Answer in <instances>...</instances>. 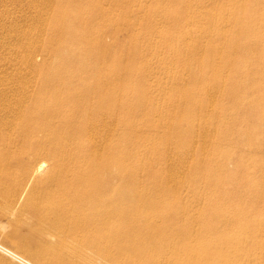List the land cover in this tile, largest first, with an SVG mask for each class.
Masks as SVG:
<instances>
[{
    "label": "bare ground",
    "instance_id": "6f19581e",
    "mask_svg": "<svg viewBox=\"0 0 264 264\" xmlns=\"http://www.w3.org/2000/svg\"><path fill=\"white\" fill-rule=\"evenodd\" d=\"M152 1L146 8L144 0H31L30 9L15 10L20 17L5 10L9 3L0 11L9 21L3 31L16 36L7 32L0 42L15 55L0 58V190L11 188L0 197L5 216L21 223L32 214L34 234L91 264H264V175L250 182L238 164L235 180L228 164L231 144L264 152V86L254 88L264 84V51L256 47L264 33L254 30L264 27V11L246 6L245 17L240 0ZM110 2L123 10L111 11ZM130 6L156 17L149 28L171 25L155 38L137 31L128 42L98 43L101 27L137 26ZM202 48L206 62L197 58ZM195 65L210 66L199 85L186 83L181 69ZM251 93L256 100L232 133L225 122L238 111L232 98ZM224 96L229 104L219 102ZM246 198L260 206L255 217ZM17 244L0 241V251L20 264H69Z\"/></svg>",
    "mask_w": 264,
    "mask_h": 264
},
{
    "label": "rangeland",
    "instance_id": "374dc122",
    "mask_svg": "<svg viewBox=\"0 0 264 264\" xmlns=\"http://www.w3.org/2000/svg\"><path fill=\"white\" fill-rule=\"evenodd\" d=\"M8 0H1L0 1V4H2V5H0V11L2 10H4L5 9V6L7 5V3H9L7 6H6V9L5 10H7V8H11L12 9V12L14 13L12 16H13V18H15V17H20L19 16V14L18 13H20L19 12V10L22 8H24V7H26L27 9L29 8L30 9V4H31V0L29 1V0H9L8 2H7ZM14 1V2H13ZM17 1V3H15ZM138 1H140V0H138ZM144 1H146L145 2V4L144 5H146V8H149V7H151V6H153V1L152 0H144ZM169 0H163L162 2H163V5L164 4H166L167 2H168ZM172 1H178V0H172ZM29 2V3H28ZM4 3V4H3ZM13 3V4H12ZM24 3V4H23ZM10 5V7H8ZM14 5V6H13ZM28 5H30V6H28ZM240 6V8H241V11L243 12V16H245V17H250V15L247 13V11H245V7H246V10H247V8H252V9H254V10H262V12L264 11V3H261V4H257L256 2H253L252 0H240L239 2H237L236 3V7H239ZM107 7L111 10V11H115L116 12V10H119V8L116 6V4H114V3H112V2H110V4H108L107 5ZM19 10H18V9ZM121 8V7H120ZM15 10L16 11H18V13H16L15 12ZM123 10V8H121V10H119V11H122ZM128 13H130L129 15H130V18L131 19H133V21L132 22H134L135 21V23H137L136 25L137 26H134V27H132V26H130V27H123V28H118V29H116L115 30V32H113V31H111V29H110V27L109 26H106V27H101V30H102V34H101V36L99 37V41H98V43H101L102 45H107V46H115V45H117V43H121V42H128V40H129V38H130V36H134V35H136L137 34V31H138V33H141V31L142 32H145V31H147L148 32V34H150L149 36H152V38H155V36L157 35H160L161 33L163 34L164 33V31L167 29V28H169L170 27V25L171 24H168V23H163V24H160L159 26H153V27H151V28H149V26L152 24V21L151 22H149V19H155V18H152V17H147V16H145V13L144 12H140V13H138V12H134L133 11V9L131 8V6L128 8ZM133 11L134 13H132L131 11ZM18 14V16H16V14ZM119 13V12H118ZM15 15V16H14ZM132 15V16H131ZM137 16V17H136ZM139 18V19H138ZM256 18H257V20L259 19H261V17L260 16H256ZM27 20H30V22L29 21H26V20H21L20 21V25H22V26H20L22 29H24V27L23 26H26L27 28H28V26H29V23H31V22H33L31 19H27ZM142 20V21H141ZM141 21V22H140ZM144 21V22H143ZM147 21H148V24H146L147 23ZM154 21V20H153ZM2 22V23H1ZM24 22H26V23H24ZM29 22V23H28ZM202 22H204L205 24H206V21H205V19L203 18L202 19ZM6 23V25L7 24H9V21H6L5 22V20H0V42H2V39L3 38H6V37H10L11 36V38L13 37V35L14 34H12L10 31L8 32V31H3V26H4V24ZM22 23V24H21ZM143 23V24H142ZM27 24V25H26ZM32 25H37L36 23L34 24V23H31ZM30 24V25H31ZM140 24H141V26H140ZM153 25V24H152ZM227 25H228V27L230 28V27H232V29H233V22L231 23V22H229V24L227 23ZM140 26V27H139ZM25 27V28H26ZM136 27V28H135ZM147 27V28H146ZM258 28V29H257ZM257 28L256 27H254V30L256 29V33H258L259 35L258 36H261L260 35V33H264V27L262 28V27H258L257 26ZM105 29V30H104ZM144 30V31H143ZM134 31H136V32H134ZM1 32H2V34H1ZM8 32V34L10 33L11 35L9 36L8 34H6ZM260 32V33H259ZM125 33V34H124ZM132 33L134 34V35H132ZM118 34V35H117ZM210 35H211V37L213 38V33L211 34V33H209ZM207 35L208 37H209V39H211V37H210V35ZM5 35H6V37H5ZM15 36V35H14ZM108 36V37H107ZM116 36V37H115ZM207 36H205L204 38H203V44H207L209 41H207V40H209L208 39V37ZM2 37V38H1ZM16 37V36H15ZM108 39H107V38ZM10 39V38H9ZM16 39V38H15ZM107 39V40H106ZM127 40V41H126ZM12 41V40H11ZM207 41V42H206ZM15 42V41H14ZM202 43H200V46L202 47L203 45H202ZM11 44H13V42H11ZM111 44V45H110ZM147 44H148V41L147 40H145V41H141L140 42V44H139V46L140 47H146L147 46ZM10 45V44H9ZM1 47H0V51H1V53H0V58L2 59H4L5 57V59H7V60H9V59H11V58H13L15 55H14V53H12V50H9V48L7 49V48H3V46L2 45H0ZM10 47H11V45H10ZM15 47V46H14ZM256 47H257V51H260V50H263L264 51V45L263 44H260V43H256ZM3 48V49H2ZM4 49H6L7 51H5ZM10 51V52H9ZM202 51H203V53H202ZM4 52V53H3ZM201 52V54H199ZM198 54H197V58H198V60L200 59L201 61H203V62H206V60H207V57H208V52L207 51H205L203 48L202 49H200L198 52H197ZM206 53V54H205ZM16 54V53H15ZM202 55V56H201ZM200 56V57H199ZM9 57H11V58H9ZM9 58V59H8ZM159 58V57H158ZM2 59V61H4V62H6V63H8L7 62V60L5 61V60H3ZM143 60H145V59H147L146 57L145 58H142ZM126 61H129L128 59H126ZM139 61H141L140 59H139ZM3 63V62H2ZM177 66V65H176ZM176 66H174L175 68H172L171 69V72L169 71V70H167V72L166 73H164L165 75H172V71H175L176 70V72L178 71V69H177V67ZM201 67V68H200ZM242 67H244V66H242ZM209 68H210V66H206V65H204V66H200V65H195V66H192L191 68H181L183 71H185L184 72V76H185V78H184V80H186V83H195V82H198V85H199V82H201V78H205V77H207L208 76V70H209ZM191 69V70H190ZM200 70V71H199ZM9 71H12V70H9ZM154 71H162L161 70V68L160 67H155V69H154ZM168 71H169V73H168ZM191 71V72H190ZM202 72V73H201ZM197 73V74H196ZM205 73V74H204ZM227 74L224 76V78H225V80L227 81L228 79H229V74L231 73H229V71L228 72H226ZM164 74H160V75H158V76H165ZM187 74V75H186ZM189 74V75H188ZM204 74V75H203ZM157 75V74H156ZM189 76V77H188ZM227 76V77H226ZM199 77V78H198ZM189 79V80H188ZM155 80V79H154ZM197 80V81H196ZM205 83V82H204ZM227 83H228V86L229 87H233V85H232V81H230V80H228L227 81ZM205 84H209L208 82L207 83H205ZM258 86H261V87H263L264 86V84H257V86H254V88L255 87H258ZM255 90V89H254ZM254 92V91H253ZM252 94V93H251ZM165 96V97H164ZM166 96H168V95H166V93L164 94V95H161V96H158V103H159V105L161 104V103H163V99L164 98H166ZM222 99H224V102L225 103H228L229 104V102H231V99H229V98H226V96H224V98L222 97H219V102H221V100ZM255 101L256 100V96L254 95V94H252V95H250V96H248V98L246 99V100H240V101H237V100H235L234 98H232V103L233 102H237V104H236V108L238 109V111L237 112H235L234 111V109H232V118L231 117H229L227 120L225 119V122H227V123H229L230 125H232V128H230V131H232V133L234 132L235 133V131H238V128H240V121H245V119L242 117L243 116V114H244V112L246 111V109H247V107L250 105V104H252V101ZM163 106V105H162ZM208 106L207 105H205V109H203V113L205 114V115H207L206 117H208V118H212V114H208ZM200 110H202V109H200ZM204 110H206L205 112H204ZM165 112H167V110H166V108H165V110H164ZM246 118H247V116H246ZM220 118H216V122L219 120ZM236 119V120H235ZM238 120V122H237V126L235 125H233L234 124V122L235 121H237ZM240 120V121H239ZM249 121V120H248ZM215 131V130H214ZM264 131V130H263ZM262 134H264V133H262ZM263 139H264V136H263ZM244 142H246L245 140H244ZM248 143V142H247ZM246 144V143H245ZM245 144H243L242 142L239 144V145H237L236 143H234V145L233 144H231L230 146H231V153H232V158L230 159V160H228V164H231V165H229L230 166V170L232 171V174L234 175L233 176V179H235V180H237V178L238 177H236V175L238 174V168H237V166H238V164H240L241 166H243L244 167V169H245V173H248V174H246V176L248 177V179L250 180V182H254L255 180H257V178H260V177H262L263 175H264V169H262L263 168V159H264V152H260V151H258L257 152V145H255V146H253L254 148H252V149H249L250 147H248V146H246ZM229 146V144L227 145V147H230ZM4 145H3V141H1L0 142V156H2V154H4ZM260 152V153H259ZM193 160V158L192 159H190V160H188V163L190 164V166H192V161ZM256 164H258L257 166H255ZM262 170V171H261ZM0 171H1V168H0ZM2 173L3 172H0V179L2 178ZM244 176V175H243ZM247 177H245V179L247 178ZM242 181L244 182V179H243V177H242ZM204 187H205V189H204V191H206L207 193V195L209 196V194L211 193V188H206V184L205 185H203ZM7 193H11V188L10 187H7V188H1V190H0V197H1V195H2V197L3 196H5V194H7ZM188 192L187 191H185V193H183V195H186ZM0 201H1V198H0ZM2 202L4 203V198L2 199V201L0 202L1 204H2ZM210 203V199L209 198H206V199H204V200H202V203H201V206H203L204 205V203H205V205L203 206V207H207V205ZM244 202L246 203V206L248 207V213L251 215V217H255L257 214H258V211H259V209H260V206H259V204L257 203V202H255V201H253V200H251L250 198H246V200L244 199ZM0 204V207H1V209H0V241H3V243L5 244L6 243V245L8 244V246L9 247H12V248H14V249H17L18 248V244H17V242H19V241H25V242H27L28 244H30L33 248L35 247V248H37V246H39L38 248H43L44 250H48V251H46V252H48L47 254H49V255H54V256H63L62 257V259H64L63 261H68L69 262V264H91V263H88V262H84L83 260H81L80 258H76V256H73L72 254H70L71 253V249H70V247H69V249L67 248V247H65V246H62L61 244H59V248H57L58 249V254L56 255V253H57V249H56V244L58 243V241H55L56 239L55 238H48V239H45V238H47V237H42L41 235H40V233H39V235L40 236H37V234H34L35 232L34 231H36L35 229H37L36 228V225H35V223H36V219L34 220V217L35 216H32V214H30L29 215V217L31 218H28V217H26V218H28V219H30V220H28V219H26V218H24L23 220H21V223L23 224V221L27 224H23V225H21V223L19 222L20 221V219L19 220H16L15 221V219H18V218H9L8 217V215L7 216H5L6 214H8L7 212L9 211V207L7 206V205H5V203L3 204L4 205V209H2V206L3 205H1ZM6 206L8 207V208H6ZM238 207H240V206H238ZM254 207V208H253ZM5 209H8V210H5ZM2 210V211H1ZM6 212H5V211ZM2 213V214H1ZM3 215V216H2ZM5 217V218H4ZM9 218V219H8ZM33 218V219H32ZM25 219L27 220V221H31V222H27V221H25ZM14 220V221H13ZM11 222V223H10ZM13 222V223H12ZM19 222V224H17ZM34 223V224H33ZM30 224V225H29ZM35 225V226H34ZM6 226V227H5ZM15 226V227H14ZM2 228V229H1ZM11 228V229H10ZM31 228H33L34 230L33 231H31ZM5 230V231H4ZM11 230H13V231H11ZM18 230V231H17ZM30 230V231H29ZM11 233H10V232ZM15 232V233H14ZM39 231H38V229H37V232L36 233H38ZM10 233V234H9ZM9 236V237H8ZM13 236V237H12ZM69 238V237H68ZM70 238L73 240L74 238H73V236H70ZM44 239V240H43ZM72 240H70L69 239V243L68 244H70V245H75V244H71V243H75V242H72ZM75 240V239H74ZM73 240V241H74ZM17 241V242H16ZM37 241V242H36ZM46 241V242H45ZM41 242H44L43 244L41 243ZM46 243H48V245H46ZM55 243V244H54ZM50 245H54L53 247L52 246H50ZM61 245V246H60ZM43 246H45V247H43ZM50 246V247H49ZM60 247H62V248H60ZM46 248H49V249H46ZM89 248V246H87V249ZM61 249H62V252H61ZM89 250V249H88ZM87 250V251H88ZM1 253V255H0V257H2V258H0V262H1V264L3 263V264H20V262L19 261H17V260H13L10 256H8V255H6V254H4L2 251H0ZM69 253V254H68ZM4 254V255H3ZM7 256V257H6ZM71 256V257H70ZM73 256V257H72ZM8 257H10V258H8ZM75 258V259H74ZM2 259V260H1ZM79 259V260H78ZM10 260V261H9ZM11 260H12V262H11ZM76 260V261H75ZM5 261H9L10 263H7V262H5ZM73 261H74V263H73ZM16 262V263H15ZM22 264V263H21ZM100 264H122V263H120L119 261H112V262H105V261H100Z\"/></svg>",
    "mask_w": 264,
    "mask_h": 264
}]
</instances>
